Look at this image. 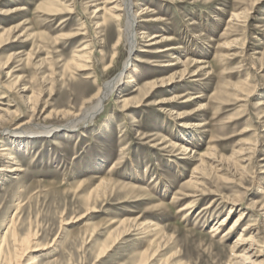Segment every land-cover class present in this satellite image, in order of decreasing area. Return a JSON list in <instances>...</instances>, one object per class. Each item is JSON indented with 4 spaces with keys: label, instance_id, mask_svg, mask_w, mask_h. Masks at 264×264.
Returning a JSON list of instances; mask_svg holds the SVG:
<instances>
[{
    "label": "rangeland",
    "instance_id": "374dc122",
    "mask_svg": "<svg viewBox=\"0 0 264 264\" xmlns=\"http://www.w3.org/2000/svg\"><path fill=\"white\" fill-rule=\"evenodd\" d=\"M115 4L122 0H0V131L28 120L63 125L120 72L125 14L115 22L104 13ZM134 5L151 10L137 31L178 49L140 54L139 40L127 71L134 84L125 78L74 133L31 140L27 150L0 137L17 159L0 160V169H17L0 173V245L13 221L30 248L15 264H264V0ZM149 16L160 23H144ZM194 122L203 126L187 128ZM185 140L203 156L196 173ZM240 234L253 236L250 257L234 251ZM13 251L8 235L0 264Z\"/></svg>",
    "mask_w": 264,
    "mask_h": 264
},
{
    "label": "bare ground",
    "instance_id": "6f19581e",
    "mask_svg": "<svg viewBox=\"0 0 264 264\" xmlns=\"http://www.w3.org/2000/svg\"><path fill=\"white\" fill-rule=\"evenodd\" d=\"M134 6H135L134 0H122L121 5L115 4L112 8L107 9V10L101 9L99 7H96V9H94L93 12L96 15L100 14L103 10H104V13L108 12L111 16L110 20L112 19L115 22L118 21L120 18L121 14L119 15V12H121V13L124 12V14H125V26H124V30L122 31L123 32L122 37H124L125 43L127 45V56H126V59L124 60V62L122 64L120 72L112 80L104 83L103 86L100 87L99 90L91 98L89 97V99L85 101V103L83 104V107L81 108L80 112L77 115L72 116L71 119H69L63 125H60V126L36 125V124H32L30 122L31 120H28L26 122H23L22 124H20L19 126H17L15 128L18 131H15V132L10 131V133L7 130L0 131V137L1 136L10 137V139H11L10 143L12 145H16V147L17 146L20 147L21 145H23V142L25 141L26 143H24V146L26 145L27 147L24 149L27 150L28 146L31 144L30 143L31 140H34L37 138H51L52 136H55L59 133H65V134L66 133L67 134L68 133H74L77 130H79L80 128H84L85 126H87L93 122L94 117L98 116L104 110L105 102L107 101V99L114 93L115 90H117L119 88V86L121 84L123 85V81L125 78H128V81H126V85L134 84L133 78L129 77L130 75L127 74V71L130 70L131 67H133V65H132L133 61L134 62H135V60L138 61L137 59H132V58L136 52L135 50L137 48L136 46L138 45L139 40L140 41L142 40V42H143V39H145L144 43H146V44H144L143 47H141V49H139L138 53H140V54L141 53H145V54H153L154 53V54L163 55V54H168V53H172V52L176 51L178 48H176L175 46L164 45V44L170 43L173 39H171L167 36H164L163 34H152V35L150 34L149 35L148 32H146L145 30L142 32L137 31L139 19L142 16H146L147 14H149V12L151 10H149L148 12H143V11L147 10V9H144L142 12H135L133 10ZM103 15L99 16L98 18H102V20L106 21V19L103 17ZM236 19H237V17H236ZM143 22L149 23V24H151V26L154 23H160V21L158 19L153 18L152 16L147 17ZM119 40L120 39H118V42L115 44L114 49H116V47H118ZM162 45H164V46H162ZM160 46H162V47H160ZM145 47H148L149 50H145L144 49ZM193 64L198 65V64H201V62L193 61ZM165 66L166 67H173V66H175V64L168 63ZM204 69H206V67L200 68L199 70L202 71ZM127 75H129V76H127ZM195 76H196V74L194 73L191 77H195ZM154 88L155 87H152L150 90L152 91V89H154ZM26 91H27L26 89H23L21 92L25 93ZM133 92H135V90ZM148 94L149 93L145 94L146 96H144V99H148V96H149ZM124 96H122V97H124ZM1 98H4V97H1ZM25 100L28 101V103L30 105L29 109L31 111H35L36 106L38 104L37 101L34 103V98L32 100L31 95L26 96ZM171 100H172V98L165 99V101H160V102H157L156 104H158L159 107H165L167 104H169V102H171ZM32 101H33V103H32ZM129 101H130L129 99H124V100H121L119 103H124V105H126ZM190 102L191 101H185L184 103L187 104ZM139 106L137 105V107H139ZM142 106H144V105H142ZM125 108H128V107H125ZM130 108L131 107H129V109ZM201 110L202 109H197L196 111L194 110L191 113H188V114L185 113L182 116H180L178 118V120L184 121L189 117L195 116V113L200 112ZM202 126L203 125L196 124L194 122L192 124H189V126L187 128H197V127L200 128ZM65 136H66V138H70L68 135H65ZM61 142H63V141H61ZM54 144L63 145V143H58V142L57 143L55 142ZM157 144H159V143H157ZM183 144L186 145V146L185 145L181 146V148L184 150L183 152L189 151L192 154L191 156L197 155V158L193 157V158H195V161L198 162L197 163L198 165L194 168V172L196 173L200 168H202L201 166L203 165V160L201 159V157H203V156L196 154L193 148L191 150H189L187 148V145L188 146L189 145L194 146V143H189L188 141L185 140L183 142ZM168 145L171 146V143ZM175 146H177V144ZM170 151H171V149H170ZM13 155H14L13 151H11V149H9L7 146H2L0 148V160L6 161L7 163L11 162L12 166L17 165V162H16L17 159ZM209 159H211V158H209ZM214 161H216V160L214 159ZM12 166L10 165V166H6V167H2L0 169V173L9 174V173L17 172V169H14ZM114 167L115 166H113L112 168H114ZM19 171L20 170H18V172ZM199 177H201V176H199ZM191 183H193V182H191ZM187 185H189V184H187ZM195 196H196V194H195ZM229 211H230V209H229ZM241 216L236 218V221H235L233 226L237 225L239 222H241L243 220ZM227 222H228L227 218L223 217L222 219L219 220L217 227L214 226L213 229L211 230V232L215 233V235L218 234L220 232L219 230H221V229L224 230L227 227V225H228ZM12 225H13V221L10 222V225L5 232L4 237L2 239V242H1V245H0V260H1L2 256H3V243L6 239V237L9 235V237L12 239V242H13L14 255L8 256V258L6 260L4 259V261H6L8 264H12V263L15 264V261L16 260L18 261L20 259V257L18 259V256H19V253L23 250V248H24V251H26V252L30 250L28 240H26V239H20L19 240L17 233L15 232V228L13 229ZM249 230L250 229L245 228L243 232H246V231L249 232ZM250 236L245 239L244 238L245 235L243 236L242 234H240L239 237L235 240V242L233 244L234 251L236 250V252H237L238 250H241L243 255L249 254L248 252H250L251 249L253 250V248H252V246H253V244H252L253 240L252 239L253 238L251 239V237H253V236H251V237ZM246 245H248L247 248H245ZM235 256H236V254H235ZM250 256L251 255L249 254V257ZM35 263H36V258L33 257L31 259L30 264H35ZM262 263H263V260L260 261V264H262Z\"/></svg>",
    "mask_w": 264,
    "mask_h": 264
}]
</instances>
